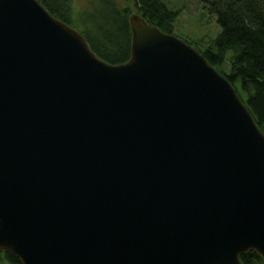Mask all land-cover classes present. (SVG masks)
Segmentation results:
<instances>
[{"label":"water","instance_id":"1","mask_svg":"<svg viewBox=\"0 0 264 264\" xmlns=\"http://www.w3.org/2000/svg\"><path fill=\"white\" fill-rule=\"evenodd\" d=\"M125 64L0 0V251L21 264L264 259V135L192 46L138 14Z\"/></svg>","mask_w":264,"mask_h":264},{"label":"trees","instance_id":"2","mask_svg":"<svg viewBox=\"0 0 264 264\" xmlns=\"http://www.w3.org/2000/svg\"><path fill=\"white\" fill-rule=\"evenodd\" d=\"M37 1L55 19L76 30L91 52L111 66L125 64L130 58V14H138L169 35H173L178 15L160 0H127L134 10L119 6L115 0H89L88 7L78 13L71 7L72 0ZM198 1L216 16L221 31L206 49L193 48L235 89L264 135V0ZM239 92L246 98L242 99ZM239 259L241 264H264L253 250ZM3 263L21 264L10 253L0 251Z\"/></svg>","mask_w":264,"mask_h":264},{"label":"rangeland","instance_id":"3","mask_svg":"<svg viewBox=\"0 0 264 264\" xmlns=\"http://www.w3.org/2000/svg\"><path fill=\"white\" fill-rule=\"evenodd\" d=\"M89 0H72L74 13H78L88 7ZM121 7L133 9V5L127 0H115ZM172 12H177V18L173 25V35L187 42L192 47L203 50L214 40L221 29L216 16L207 11V7L198 0H160ZM242 99L245 93L239 92ZM5 264V263H3Z\"/></svg>","mask_w":264,"mask_h":264}]
</instances>
